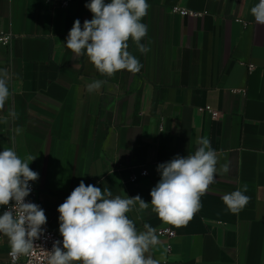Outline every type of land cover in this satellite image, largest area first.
<instances>
[{
  "label": "crops",
  "instance_id": "1",
  "mask_svg": "<svg viewBox=\"0 0 264 264\" xmlns=\"http://www.w3.org/2000/svg\"><path fill=\"white\" fill-rule=\"evenodd\" d=\"M89 2L0 0V32L15 35L0 45V69L10 72L13 93L0 111V151L37 157L29 167L39 173L33 183L47 223L59 232L57 208L83 180L113 198L139 195L149 203L127 213L138 232L145 223L175 231L156 234L158 243L145 254L159 264H264V25L250 11L259 0H147L141 43L149 51L128 41L142 68L111 77L65 46L74 21L92 19ZM93 80L106 83L89 93ZM201 137L217 153L215 182L185 224L165 223L150 203L157 165L194 154ZM224 163L230 171L221 174ZM135 166L149 175L131 182ZM244 185L249 202L231 213L222 197ZM9 251L0 234V264H12Z\"/></svg>",
  "mask_w": 264,
  "mask_h": 264
},
{
  "label": "clouds",
  "instance_id": "2",
  "mask_svg": "<svg viewBox=\"0 0 264 264\" xmlns=\"http://www.w3.org/2000/svg\"><path fill=\"white\" fill-rule=\"evenodd\" d=\"M85 7L92 13L91 20L83 25L76 19L70 29L65 46L76 56L87 55L101 75L111 77L127 70L138 73L142 64L129 51L131 39L140 53L149 48L141 43L147 35V25L142 18L147 15V0H90ZM255 22L264 25V0L251 8ZM11 74L0 69V111L12 98L9 89ZM106 83L93 80L89 93L99 90ZM8 115L16 118L14 108ZM194 154L175 156L157 165L160 179L151 189L152 211L160 220L175 226L185 224L201 207V197L215 182L218 157L207 137H201ZM37 157L27 155L22 159L14 148L0 151V234L7 237L12 264L20 256H29L36 248L34 241L44 234L47 223L45 210L26 200L32 191L31 183L39 173L29 167ZM221 174L230 171V163L219 169ZM247 185L226 193L222 200L231 213H238L249 202L245 195ZM144 210L149 203L139 195L112 197L109 189L101 190L81 180L70 195L57 208L59 233L62 241H55L47 251V264H159L145 254L158 243L156 229L145 223V231L138 232L127 213L136 205Z\"/></svg>",
  "mask_w": 264,
  "mask_h": 264
},
{
  "label": "built area",
  "instance_id": "3",
  "mask_svg": "<svg viewBox=\"0 0 264 264\" xmlns=\"http://www.w3.org/2000/svg\"><path fill=\"white\" fill-rule=\"evenodd\" d=\"M71 1L72 0H54V3L58 6H67ZM173 10L184 16L201 15L200 13H196L183 7H174ZM14 38L15 35H13L12 33L0 32V45H9ZM204 110L209 112L212 118L214 119L220 116V111L218 110H214L210 107H206ZM148 175L149 171L146 167L135 166L133 167V172L130 176V181L136 182L140 178L147 177ZM30 183L32 191L30 195L26 198V200L36 203L43 207L42 198L38 187L33 182ZM4 210H6V207ZM43 227L45 229L44 234L39 239L34 241L36 248L34 249L33 253L29 256H20L16 261V264H47V251H50L52 249L53 243L55 241H62V237L59 232L54 230L49 225V223H46V225H44ZM156 234L160 236L174 237L176 233L170 228L161 227L156 229ZM9 258L12 262V258L10 257V255Z\"/></svg>",
  "mask_w": 264,
  "mask_h": 264
}]
</instances>
